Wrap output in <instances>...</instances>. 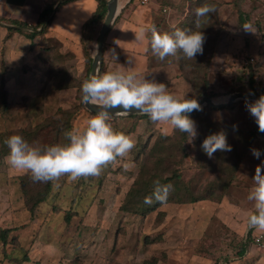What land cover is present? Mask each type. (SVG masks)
<instances>
[{
  "label": "rangeland",
  "instance_id": "374dc122",
  "mask_svg": "<svg viewBox=\"0 0 264 264\" xmlns=\"http://www.w3.org/2000/svg\"><path fill=\"white\" fill-rule=\"evenodd\" d=\"M158 1L148 0L146 4L158 6L159 31L178 26L189 10L188 0H164L166 5ZM218 1L222 3L219 15L223 30L210 67L209 91L215 95L214 102L222 103L230 95H226L230 86L246 80L249 67L257 68L256 80L264 87V31L256 25L263 18L264 0H243L241 5V10L249 14L255 33L244 30L237 13L228 6L230 0ZM100 27L101 24L96 37ZM96 41L97 38L93 47ZM159 61L156 58L153 63ZM165 64L172 65V70L161 73L163 83L171 93L190 99L191 88L185 91L178 86L180 83L188 88L179 68L174 66L176 58H168ZM173 72L181 77L178 81L163 79L171 78ZM47 102L53 105L55 100L48 97ZM87 112L80 111L75 127L84 125L90 117ZM190 118L194 120V116ZM206 118L217 124V132H225L229 145L237 144L236 156L233 150L217 151L209 158L198 143L204 129L199 120H194L199 135L192 143L189 137L181 139V132L170 125L153 123L154 129L148 130L151 134L143 135L145 150L160 134L175 139L183 180L197 196L206 195L209 199L194 204H163L145 216L119 211L139 162L144 159L140 155L135 163L136 151L131 150L128 157L105 167L99 176L75 181L66 176L65 180L54 182L34 224L24 213L20 178L18 184L11 181L2 168L0 154V227L13 231L6 244L0 239V264H264V251L253 248L249 257L245 253L248 245L252 247L247 219L253 202L247 196L255 168L264 162V138L256 137L248 144L247 131L257 125L245 104L238 105L233 112H207ZM18 120L16 117L17 123ZM128 121L109 123L116 131L125 133L131 127L130 123L126 125ZM132 139L135 146L141 145L139 136ZM253 148L261 152L259 159L253 156ZM237 156L241 161L237 162ZM231 158L236 167L227 164ZM128 162L131 167L125 168L123 165ZM55 207L58 214L53 212ZM160 212L163 215H158ZM67 213L76 214L69 223L64 220ZM245 237H249L246 243ZM243 247L245 252L241 255Z\"/></svg>",
  "mask_w": 264,
  "mask_h": 264
},
{
  "label": "trees",
  "instance_id": "16d2710c",
  "mask_svg": "<svg viewBox=\"0 0 264 264\" xmlns=\"http://www.w3.org/2000/svg\"><path fill=\"white\" fill-rule=\"evenodd\" d=\"M60 0H46L39 19L36 25L28 26L27 24L16 22L12 20H3L0 18V23H5L9 26H18L23 28H28V30H16L11 27H7L9 33H20L26 36L29 39H33L39 34H44L47 31L49 23L43 27L47 18L53 12L55 5ZM97 8L93 13L92 17L87 20L83 25V36H82V48L83 55L86 65V76L88 78L90 65H91V46L96 40V33L98 26L102 24L105 14H106V4L103 0H96ZM189 1V10L185 15L184 19L176 27L180 29H189L194 28L195 26V10L198 7L203 6L204 4L215 5L216 11L209 14V16L204 17L201 20V28L205 34L206 40L203 45L202 54H198L195 60H188L183 58L180 53H177L176 56L166 57L165 60L159 61L158 65L165 64L166 60L169 58L173 60L176 58V63L180 70L181 77L189 84L191 88V98L197 100L207 97L214 98L215 95L209 91V75L210 67L213 61V57L218 45L220 34L222 32V24L219 15V9L222 6V3L218 0H188ZM68 0H61L57 5L56 10L61 7L64 3H67ZM162 5H166L164 0H159ZM243 0H232L233 9L237 13L238 20L241 24H246L247 18L245 13L241 10V5ZM256 25L259 29H264V19L256 22ZM157 29L161 28L159 25H155ZM43 27V28H42ZM174 28V27H173ZM172 27L165 29V31L171 32ZM38 29H41L37 32ZM163 31V28L162 30ZM148 39L150 37V32L148 33ZM48 43V41H46ZM50 43V42H49ZM48 43V44H49ZM151 51V48H150ZM57 46H46L41 50L39 58L48 63V65L56 71L57 75L53 84L55 90L66 89L71 86L68 83V74L63 66L59 63L56 57ZM157 57L152 55V60ZM158 59V58H157ZM159 60V59H158ZM150 67V65H149ZM258 67V65H257ZM258 75L257 68L253 70L252 67H249L247 78L243 82L234 83L230 86L229 92L226 95L241 92L245 94H252L255 96H260L264 94V87L260 81L256 80ZM81 84L78 82L74 85L76 88V95L74 102L68 108H63L60 106H52L47 102L46 96H38L34 99H25L22 103L18 105H11L8 102L7 91L5 90V81L3 78L0 80V154L3 157L8 155L9 149L4 141L13 134L21 135L28 143L35 144L37 146L43 145H53L57 143H66V132L75 127V123L78 119L77 115L83 109V99L81 93ZM241 104H245V101H238L227 107L221 109H213L208 106L202 107V110L192 111L189 115L194 116V120L201 121V124L204 126V129L201 130L203 139L198 141L201 145L203 140L210 134L218 133V126L216 123L209 121L206 118L207 112H219L223 110H228L233 112L234 109ZM87 112V111H86ZM89 116L94 115L93 113L87 112ZM16 117H18V123L16 122ZM20 117V118H19ZM147 115H137L129 118H117L112 117L111 121H120V120H131V127L125 132V134L130 135L135 132V124L139 120L148 119ZM135 121V122H134ZM151 134V133H149ZM148 134V135H149ZM181 139L187 138V134L180 133ZM261 137L256 133L255 127H252L247 131V142L248 144L256 138ZM141 145L135 146L132 149V152L136 151L137 160L135 163H138V157L144 155L142 162H139V170L135 177H133L132 182L125 192L123 201L119 206V211L123 213H129L137 216L148 215L155 210H157L161 203L155 201L154 199V182L159 181L161 184L171 185V191L168 197V200L164 204H194L199 201L209 199L208 196H197V194L186 185L185 181L182 178V171L179 168L180 160H178L179 151L178 145L175 139L172 140V137L169 135L160 134L149 150H145V142H143V135L139 136ZM148 138V136H147ZM146 138V139H147ZM145 139V140H146ZM233 155L236 156L237 144L230 143ZM202 149V148H201ZM234 158V157H233ZM230 159V162L227 164H232L236 167L234 163L235 159ZM237 162L241 161V157L237 156ZM66 176L61 177V181L66 179ZM54 182H34L30 174H24L20 177V192L22 194L24 211L30 216V222L33 224L37 222V215L41 209L42 204L46 200L47 196L50 194ZM146 197H152V204H145L144 200ZM55 214L59 213V209L55 207L53 209ZM76 214L67 213L64 216L66 223H69L71 216ZM158 215H163L160 212ZM13 231L10 228L0 227V239L2 244L7 243L9 235H12ZM249 237H246L245 243ZM245 252V247L240 250L242 255Z\"/></svg>",
  "mask_w": 264,
  "mask_h": 264
},
{
  "label": "clouds",
  "instance_id": "9594fccd",
  "mask_svg": "<svg viewBox=\"0 0 264 264\" xmlns=\"http://www.w3.org/2000/svg\"><path fill=\"white\" fill-rule=\"evenodd\" d=\"M216 11L215 5L204 4L196 8L195 26L189 29L173 28L159 31L155 25L141 28L135 34L137 41L146 38L150 32L149 43L152 55L163 61L177 53L188 60H195L202 54L206 37L201 28V20ZM245 31L255 33L251 24L243 26ZM129 64L132 60L129 59ZM82 99L86 105L97 109L82 127H74L66 132V143L37 146L28 143L21 135L13 134L4 143L9 152L5 162L12 169L29 173L34 182H56L67 175L71 180L96 177L103 169L128 157L135 147V141L127 134L116 131L109 123L113 113L127 115L138 111L147 115L153 123L170 125L174 130L186 133L192 143L199 135L196 122L190 118L192 111L202 110L195 98H186L171 93L164 83L147 79L132 68L127 71L97 70L81 84ZM245 106L254 118L258 130L264 133V94ZM116 110V111H112ZM91 111V109H90ZM203 152L212 158L217 151H231L225 132L208 135L202 142ZM254 157L260 158L258 149H251ZM131 167V162L123 165ZM172 186L154 182V199L167 202ZM253 202L247 225L250 229L264 231V162L257 165L252 177V186L247 196ZM153 198L146 197L145 204H152Z\"/></svg>",
  "mask_w": 264,
  "mask_h": 264
},
{
  "label": "crops",
  "instance_id": "0c3cea01",
  "mask_svg": "<svg viewBox=\"0 0 264 264\" xmlns=\"http://www.w3.org/2000/svg\"><path fill=\"white\" fill-rule=\"evenodd\" d=\"M45 1L0 0V18L34 26L38 22ZM230 2L231 6H228L232 12V0ZM118 3V14L105 39L100 71H127L132 68L138 74L146 76L147 79L154 78L156 82L163 83L161 73L165 75L170 72L172 65L154 64L153 60L151 63L152 52L150 51L148 39L149 32H146V38L143 41L135 40V34L139 33L141 28L148 29L152 25H158L156 22L157 12H159L158 6L156 4H141V0H118ZM96 8V0H68L59 9H55L47 31L44 34L35 36L33 39H29L20 33H9L6 29L9 25L1 23L5 26H0V80L3 78L5 81L4 87L7 91L8 102L11 105H18L25 99L46 96V98H54L55 103L57 102L56 105L53 104L54 106L63 108L71 106L76 95L74 85L82 82L86 76V65L81 43L83 25L92 17ZM242 12L246 15V24H249V14L243 10ZM261 16L264 19V13ZM241 25L244 26L245 24ZM46 41L50 43L48 44ZM45 45L57 46V60L66 70L69 76L68 83L73 87L61 90L53 88L57 73L53 71L47 62L39 58V54ZM93 45L94 43L91 46V57L95 50ZM129 59L132 60L131 64L128 63ZM174 66L178 70V64L176 63ZM173 73L171 78L166 76L163 79H166V81L170 79L171 83L175 80L178 81L181 77L177 73ZM178 86L183 87L185 91L190 90L189 84L188 88L181 86L180 83ZM13 96L20 99L15 100ZM128 123L131 125V120L126 122V125ZM150 129H154L150 118L142 119L136 122L135 132L129 136L131 138L142 136ZM2 159V168L11 178V181L16 180L18 184V179L27 173L10 168L5 162V157ZM6 207H10L9 203ZM251 234L252 230L250 229L252 247L248 245L245 252L248 257L255 249L264 251V249L254 247Z\"/></svg>",
  "mask_w": 264,
  "mask_h": 264
},
{
  "label": "water",
  "instance_id": "95a60500",
  "mask_svg": "<svg viewBox=\"0 0 264 264\" xmlns=\"http://www.w3.org/2000/svg\"><path fill=\"white\" fill-rule=\"evenodd\" d=\"M106 4V14L104 17V20L101 24L98 36H97V41H96V46H95V50L94 53L92 55V60H91V65H90V71H89V75L88 77H90V75H92L93 73H95L97 70L100 71L101 68V63H102V55H103V47H104V43H105V39L106 36L111 28V25L113 24L117 14H118V10H119V3L118 0H103ZM61 1H59L56 5L55 8L53 10V12L55 11L57 5L60 3ZM53 12L51 13V15L47 18L45 24L43 25V27L48 23V21L51 19ZM0 26H5L4 24L0 23ZM11 28H14L16 30H28V28H23V27H18V26H8ZM42 27V28H43ZM41 30V29H40ZM39 30V31H40ZM258 96L252 95V94H245V93H241V92H236L233 94H230L227 98V100L225 102L222 103H216L214 102L212 99L207 98V97H203L201 99L198 100L199 104L201 105V108L204 106H208L210 108L213 109H221L224 107H227L233 103H236L238 101H245L246 99L251 102L254 101L256 99H258ZM83 107L86 111L95 114L96 110L95 108H93L91 105H86L83 101ZM91 109V111H90ZM112 111H116V110H112ZM137 115H145L143 113H140L138 111H132L127 115H116L115 113H113L112 117H131V116H137ZM255 131L257 134H259L262 138H264V133H261L258 130V126L255 127Z\"/></svg>",
  "mask_w": 264,
  "mask_h": 264
},
{
  "label": "built area",
  "instance_id": "2783aa9c",
  "mask_svg": "<svg viewBox=\"0 0 264 264\" xmlns=\"http://www.w3.org/2000/svg\"><path fill=\"white\" fill-rule=\"evenodd\" d=\"M148 0H141V4H146ZM249 62H253V59H250ZM252 230V244L259 249H264V231H258L255 229Z\"/></svg>",
  "mask_w": 264,
  "mask_h": 264
}]
</instances>
